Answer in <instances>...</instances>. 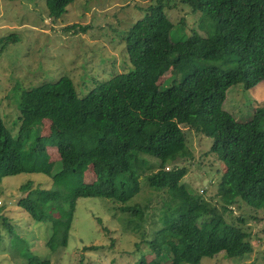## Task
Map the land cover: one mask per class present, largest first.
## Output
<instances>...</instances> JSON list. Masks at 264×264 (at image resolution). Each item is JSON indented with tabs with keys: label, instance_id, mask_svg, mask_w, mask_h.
<instances>
[{
	"label": "trees",
	"instance_id": "obj_1",
	"mask_svg": "<svg viewBox=\"0 0 264 264\" xmlns=\"http://www.w3.org/2000/svg\"><path fill=\"white\" fill-rule=\"evenodd\" d=\"M73 1L45 0L48 16L58 18ZM167 7L189 10L174 23ZM187 14H198L190 28ZM124 41L131 66L85 96L77 95L67 75L16 95V135L0 115V178L19 173L50 178L48 189L22 185L29 191L18 205L32 220L51 223L53 250L60 238L59 245H66L78 198H107L141 217L149 206L129 203L141 190L139 175L148 170L147 185L170 199L161 203L160 228L152 240L143 239L148 252L135 264H200L220 252L248 254V233L187 190L181 182L187 169L173 163L189 155L184 127L211 137L210 152L226 167L217 184L218 202L229 207L242 201L264 220V107L241 122L202 101L239 83L251 88L264 81V0H154ZM44 139L56 147L55 162ZM3 223L15 232L5 218ZM23 264L51 263L28 255Z\"/></svg>",
	"mask_w": 264,
	"mask_h": 264
},
{
	"label": "rangeland",
	"instance_id": "obj_2",
	"mask_svg": "<svg viewBox=\"0 0 264 264\" xmlns=\"http://www.w3.org/2000/svg\"><path fill=\"white\" fill-rule=\"evenodd\" d=\"M151 2L154 0H74L64 14L53 18L48 16L45 0H0V115L6 128L16 135V95L23 90L67 75L77 95L83 97L95 85L126 71L131 63L124 34ZM188 10L167 7L165 13L175 23ZM197 15H186L187 28L197 24ZM72 24L76 28L67 30ZM221 91L204 95L202 101L221 107L238 121L249 120L257 107H264L263 80L251 88L239 83ZM184 129L189 155L173 163L187 169L181 182L187 190L216 205L228 222L246 231L252 244L251 252L241 257L220 252L201 258L200 264H264L261 211L242 201L229 207L220 205L217 184L226 167L210 152L211 137L189 127ZM45 140L50 160L55 162L59 158L56 147ZM149 161L156 163L153 158ZM144 173L139 175L141 190L129 203L149 206L141 217L121 211L118 203L107 198H78L66 245H59L60 238L54 250L49 246L51 223L32 220L18 205L29 191L22 190V185L30 182L32 189H48L50 178L28 173L0 178V264H23L28 255L51 264H135L148 252V241L143 239L152 240L160 228L161 203L170 199L166 192L151 189ZM4 218L14 227L13 234L6 230ZM89 245L98 248L85 250Z\"/></svg>",
	"mask_w": 264,
	"mask_h": 264
}]
</instances>
